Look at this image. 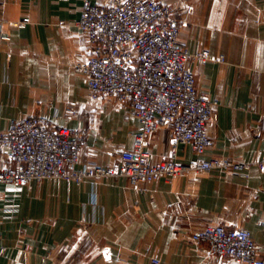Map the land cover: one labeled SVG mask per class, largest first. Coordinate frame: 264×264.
<instances>
[{
  "label": "crops",
  "instance_id": "obj_1",
  "mask_svg": "<svg viewBox=\"0 0 264 264\" xmlns=\"http://www.w3.org/2000/svg\"><path fill=\"white\" fill-rule=\"evenodd\" d=\"M85 1L0 0V133L12 119L32 115L77 128L87 140L77 168L89 161L114 165L139 130L127 103L92 99L88 77L78 69L90 56L77 26ZM163 1L181 19V40L191 51L224 56L189 64L198 93L220 102L204 156L250 161L263 154L264 0ZM25 14L32 22L16 27ZM171 140L167 125L150 136L155 159L169 156ZM195 158L190 145L179 146L178 161ZM263 223L264 172L257 166L137 184L126 178L0 184V264H153V258L243 264L190 234L209 224L247 229L264 259Z\"/></svg>",
  "mask_w": 264,
  "mask_h": 264
},
{
  "label": "built area",
  "instance_id": "obj_2",
  "mask_svg": "<svg viewBox=\"0 0 264 264\" xmlns=\"http://www.w3.org/2000/svg\"><path fill=\"white\" fill-rule=\"evenodd\" d=\"M31 22L25 14L15 25L23 28ZM77 26L87 35L90 49L87 62L78 66L88 77L90 96L131 107L139 121L134 146L122 151L114 165L89 161L77 168L87 144L79 129L59 125L45 115L15 118L0 133L4 157L0 184L20 188L45 179L82 182L86 178H126L137 184L174 180L189 172L241 171L252 166L264 172V153L250 161L204 156L212 145L209 125L219 118L220 102L198 93L197 76L189 64L224 61V56L216 58L208 49L191 51L181 40L182 22L172 5L163 0H113L110 4L86 0ZM69 110L79 116L73 108ZM166 125L172 131L170 154L157 160L148 141ZM180 145H190L196 158L178 161ZM190 236L215 254L243 264H264L247 229L209 224ZM152 263L160 264V260L153 258Z\"/></svg>",
  "mask_w": 264,
  "mask_h": 264
}]
</instances>
